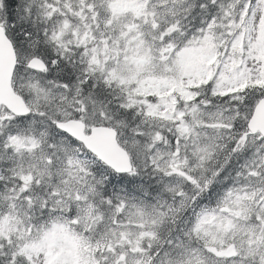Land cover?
<instances>
[{
  "label": "snow or ice",
  "instance_id": "6c2138e0",
  "mask_svg": "<svg viewBox=\"0 0 264 264\" xmlns=\"http://www.w3.org/2000/svg\"><path fill=\"white\" fill-rule=\"evenodd\" d=\"M0 264H264V0H0Z\"/></svg>",
  "mask_w": 264,
  "mask_h": 264
}]
</instances>
